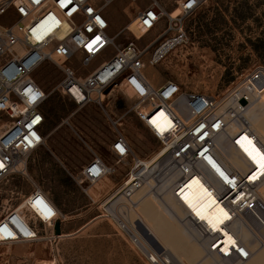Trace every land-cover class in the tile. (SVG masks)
Instances as JSON below:
<instances>
[{
	"label": "built area",
	"instance_id": "obj_1",
	"mask_svg": "<svg viewBox=\"0 0 264 264\" xmlns=\"http://www.w3.org/2000/svg\"><path fill=\"white\" fill-rule=\"evenodd\" d=\"M116 1L0 0V184L45 145L47 92L36 78H41L45 67L53 66L63 74L58 90L78 107L124 94L136 118L160 143L152 157L142 159L134 155L124 135L115 138L111 151L121 161L131 158V170L101 207L148 263L183 264L140 218L132 221L131 209L139 204L135 196L140 192L159 201L183 223L206 255L226 264H244L252 255L249 246L264 229V199L259 195L264 182L251 180L248 169L235 165L233 159L239 160L237 147L243 135L259 141L246 115L252 101L242 90L256 94L257 86L264 91V72L257 69L224 97L187 91L173 80L155 84L157 67L189 41L186 19L206 0H124L128 7L122 12L134 11V16L112 35ZM127 33L133 39L118 44ZM153 118L165 127L163 131L151 129ZM111 172L103 159L95 157L81 174L98 183ZM192 177H199L231 213L226 231L237 238L229 251L223 250L221 231H211L188 212L179 215L170 203L179 202L181 188ZM39 191L26 200V207L42 223H55L60 212ZM21 215L16 209L0 220V244L37 237ZM132 223L135 233L129 230Z\"/></svg>",
	"mask_w": 264,
	"mask_h": 264
},
{
	"label": "rangeland",
	"instance_id": "obj_2",
	"mask_svg": "<svg viewBox=\"0 0 264 264\" xmlns=\"http://www.w3.org/2000/svg\"><path fill=\"white\" fill-rule=\"evenodd\" d=\"M123 7H128L124 0L112 6V35L134 16V11L123 13ZM186 25L189 41L157 67L155 84L173 80L184 90L224 97L257 69L264 72V0H206ZM127 38L133 36L127 33L118 44ZM62 78L53 66L36 78L47 92L45 145L0 184V220L37 190L58 208L59 218L44 224L27 207L20 209L37 237L0 244V264H150L101 207L131 170V158L121 161L112 153L115 138L124 135L142 159L152 157L160 143L136 118L124 94L78 107L58 90ZM95 157L112 168L98 183L81 174Z\"/></svg>",
	"mask_w": 264,
	"mask_h": 264
},
{
	"label": "bare ground",
	"instance_id": "obj_3",
	"mask_svg": "<svg viewBox=\"0 0 264 264\" xmlns=\"http://www.w3.org/2000/svg\"><path fill=\"white\" fill-rule=\"evenodd\" d=\"M261 82L264 86V80H261ZM259 89L256 86V94H250L246 90H242L252 101L246 115L259 141H255L251 136L243 135L238 141L237 147L240 154L238 156L239 160L234 158L233 163L245 169L247 168L251 174V180L261 179L264 182V166L261 163V157L264 156V91ZM258 93L260 95L259 98H257ZM151 125V129L154 132L157 129L163 131L165 128L158 125L157 118L152 119ZM259 191L260 197L264 199V183ZM41 196L46 198L42 192ZM241 196L242 194L239 197ZM179 197V202H176V204L173 200H170V203L177 208L179 215L183 216L188 212L197 219L203 220L211 231H221L224 234V251H229V248L235 245L237 237L232 231H226L229 228L227 223L232 217L231 213L199 177L189 179L181 188ZM135 199L139 200V204L135 209H131L132 221L140 218L145 226L156 236L160 244L167 250L172 251L183 263L226 264V262H219L216 258L206 255L204 247L192 236L189 229L172 216L159 201L151 196H145L141 192L135 196ZM26 205L27 201L18 210L26 207ZM21 219L23 223L27 222L23 213ZM117 223L120 224L119 222ZM129 230L135 233L133 223L129 225ZM142 237V243H145L144 235ZM249 248L252 251V255L244 264H264V229L259 231V238Z\"/></svg>",
	"mask_w": 264,
	"mask_h": 264
},
{
	"label": "snow or ice",
	"instance_id": "obj_4",
	"mask_svg": "<svg viewBox=\"0 0 264 264\" xmlns=\"http://www.w3.org/2000/svg\"><path fill=\"white\" fill-rule=\"evenodd\" d=\"M121 151H123V149H121ZM261 163H262V166H264V156L261 157Z\"/></svg>",
	"mask_w": 264,
	"mask_h": 264
},
{
	"label": "water",
	"instance_id": "obj_5",
	"mask_svg": "<svg viewBox=\"0 0 264 264\" xmlns=\"http://www.w3.org/2000/svg\"><path fill=\"white\" fill-rule=\"evenodd\" d=\"M241 103H242V104H245V103H246V101H245V100H242V101H241Z\"/></svg>",
	"mask_w": 264,
	"mask_h": 264
},
{
	"label": "crops",
	"instance_id": "obj_6",
	"mask_svg": "<svg viewBox=\"0 0 264 264\" xmlns=\"http://www.w3.org/2000/svg\"><path fill=\"white\" fill-rule=\"evenodd\" d=\"M86 166V165H85Z\"/></svg>",
	"mask_w": 264,
	"mask_h": 264
}]
</instances>
